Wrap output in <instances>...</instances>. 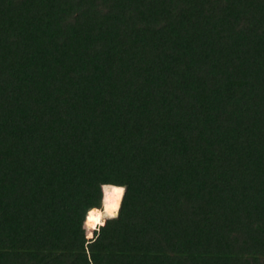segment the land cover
I'll use <instances>...</instances> for the list:
<instances>
[{
  "label": "trees",
  "instance_id": "16d2710c",
  "mask_svg": "<svg viewBox=\"0 0 264 264\" xmlns=\"http://www.w3.org/2000/svg\"><path fill=\"white\" fill-rule=\"evenodd\" d=\"M0 264H264V0H0Z\"/></svg>",
  "mask_w": 264,
  "mask_h": 264
},
{
  "label": "clouds",
  "instance_id": "9594fccd",
  "mask_svg": "<svg viewBox=\"0 0 264 264\" xmlns=\"http://www.w3.org/2000/svg\"><path fill=\"white\" fill-rule=\"evenodd\" d=\"M116 189H122V194L117 193L110 198H108L107 203L104 205V215H106V218L108 219H114L118 216V211L120 208L121 203V197L125 191L123 187H118ZM98 220V223L96 221ZM104 223V220H102V213L96 209H93L90 211L88 217H87V224H95L94 227H91L92 229H96L97 225H102ZM98 225V226H99Z\"/></svg>",
  "mask_w": 264,
  "mask_h": 264
},
{
  "label": "snow or ice",
  "instance_id": "6c2138e0",
  "mask_svg": "<svg viewBox=\"0 0 264 264\" xmlns=\"http://www.w3.org/2000/svg\"><path fill=\"white\" fill-rule=\"evenodd\" d=\"M106 191H107V189H106ZM122 192H123L122 189H113V190L111 191V194L109 195L108 198H110L111 196H113V195H115V194H117V193L122 194ZM106 203H107V201H106ZM96 223H98V220L96 221ZM89 226H90V227H94L95 224H90Z\"/></svg>",
  "mask_w": 264,
  "mask_h": 264
},
{
  "label": "bare ground",
  "instance_id": "6f19581e",
  "mask_svg": "<svg viewBox=\"0 0 264 264\" xmlns=\"http://www.w3.org/2000/svg\"><path fill=\"white\" fill-rule=\"evenodd\" d=\"M118 212H119V211H118ZM101 213H102V215H103V216H105V217H106V215H104V208H103V210H102V212H101Z\"/></svg>",
  "mask_w": 264,
  "mask_h": 264
},
{
  "label": "rangeland",
  "instance_id": "374dc122",
  "mask_svg": "<svg viewBox=\"0 0 264 264\" xmlns=\"http://www.w3.org/2000/svg\"><path fill=\"white\" fill-rule=\"evenodd\" d=\"M102 217H104V216L102 215Z\"/></svg>",
  "mask_w": 264,
  "mask_h": 264
}]
</instances>
